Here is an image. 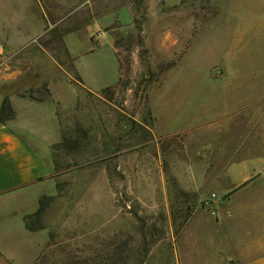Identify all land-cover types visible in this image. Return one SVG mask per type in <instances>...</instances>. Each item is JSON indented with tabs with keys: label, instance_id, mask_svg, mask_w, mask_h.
I'll return each mask as SVG.
<instances>
[{
	"label": "rangeland",
	"instance_id": "374dc122",
	"mask_svg": "<svg viewBox=\"0 0 264 264\" xmlns=\"http://www.w3.org/2000/svg\"><path fill=\"white\" fill-rule=\"evenodd\" d=\"M164 1L0 0V93L49 103L16 104L51 141L17 264H180L213 198H263L227 172H264V0Z\"/></svg>",
	"mask_w": 264,
	"mask_h": 264
},
{
	"label": "crops",
	"instance_id": "0c3cea01",
	"mask_svg": "<svg viewBox=\"0 0 264 264\" xmlns=\"http://www.w3.org/2000/svg\"><path fill=\"white\" fill-rule=\"evenodd\" d=\"M178 1L164 2L171 5ZM49 90L51 92L50 87ZM51 95L59 103L52 92ZM4 98L0 93V106ZM9 100L15 115L13 119L0 124V215L3 214L0 219L3 217L8 223H4L6 231L9 232L10 227L13 233L15 228L20 237H26L27 232H33L26 227L27 205L24 196L30 187L48 180L51 164L47 145L51 141H45L43 149H38L34 126L28 117L26 122L19 110L23 106L28 112L29 109L36 110L49 103L34 102L23 97H9ZM51 115L57 122L54 106ZM227 173L236 185L256 176L241 189H250L253 183L264 177V172L244 176L236 168H229ZM213 200L216 208L212 226H204L202 220L197 218L192 222L195 226L185 228V251L180 264H264V195L263 198ZM15 202L19 204L15 205ZM3 245L0 242V264H17L7 252L9 247Z\"/></svg>",
	"mask_w": 264,
	"mask_h": 264
},
{
	"label": "trees",
	"instance_id": "16d2710c",
	"mask_svg": "<svg viewBox=\"0 0 264 264\" xmlns=\"http://www.w3.org/2000/svg\"><path fill=\"white\" fill-rule=\"evenodd\" d=\"M107 89V88H104ZM104 89L101 91L103 92ZM15 113L11 107L9 98L5 97L2 100L1 106H0V124L4 123L7 120L13 119ZM43 211V207L40 206L36 212V214L39 216ZM27 230L32 231L34 228H32L30 225L26 223Z\"/></svg>",
	"mask_w": 264,
	"mask_h": 264
}]
</instances>
